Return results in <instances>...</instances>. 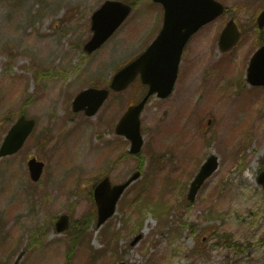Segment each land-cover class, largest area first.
Returning a JSON list of instances; mask_svg holds the SVG:
<instances>
[{"label": "rangeland", "instance_id": "obj_1", "mask_svg": "<svg viewBox=\"0 0 264 264\" xmlns=\"http://www.w3.org/2000/svg\"><path fill=\"white\" fill-rule=\"evenodd\" d=\"M102 1L0 0V48H5V59H9L12 53L20 54L21 61L27 64L26 78L19 84L14 75L4 73L9 69L6 68L9 61L0 66L4 68L0 71V141L20 109L26 117L37 120L22 150L0 157V264H26L28 258L19 259L25 254L24 244L30 235L39 239L31 247L32 264L33 258L38 264H64L69 236L75 234L82 224L86 226L87 238H91L93 250L89 257L94 264H175L176 260V264H264V193L256 182L262 169L259 158L264 156V89L250 93L245 82L247 59L256 41L252 18H249L254 8L248 11L242 7L238 22L246 34L236 46L232 58L231 52L221 53L217 46L218 35L227 21L226 15L199 29L182 53L179 79L173 93L166 100L152 96L140 117L144 144L141 152L145 158L150 159L148 151L153 145L160 152L166 144L178 142L179 149L187 151L185 162L193 165L178 177L185 181V186L205 157L211 153L219 157V168L197 192L193 204L184 212V218L199 227L215 223L218 231L230 230L240 242L254 245L240 255L237 249L229 248L223 235L215 243L217 239L213 234L205 237L208 230L197 228H193L194 232L181 228L180 236L171 240L169 229L179 227L175 213L168 216L170 225L161 227L155 214L146 211L135 229L133 226L138 216L127 208L130 198L147 181V189H142L141 194L147 192L152 200L157 199L161 185L174 176V166L167 161L161 163V171L153 173L148 159V167L144 165L145 170L139 180L119 200L116 213L109 220L119 228V237L111 252L103 246L108 224L101 230L104 237L101 239L100 230L94 229L93 220L86 223L85 216L93 212L91 190L94 183L105 174L112 182H121L136 171L137 159L133 155L121 161L115 159L120 149L127 150L129 144L124 138L115 136L112 124L129 103L141 96L143 89L136 81L124 92L111 94L92 117L73 112L70 100L83 88L107 85L115 71L111 68L122 66L135 57L155 37L162 16L158 5L147 0L139 2L132 15L100 49L85 55L80 46L90 36L89 16ZM224 2L231 5L240 0ZM53 47L70 54L65 64L57 65L59 52L49 54L53 72L60 80L51 77L45 92H55V95L37 94L27 104L28 109L19 107L28 94L43 88L34 81L42 71L38 68L45 67L42 52ZM105 63L106 71L102 72ZM9 66L11 68V63ZM235 80L240 81L238 87L232 86ZM25 86L29 91L21 90ZM221 86L228 88V93L220 91ZM231 89H234V96L230 95ZM241 94L247 100L242 111L237 107ZM254 108L258 110L252 111ZM53 117L56 118L52 120ZM205 117H210L213 123L201 135L199 125L203 124ZM207 138H210L208 144ZM31 154L45 162L40 184L32 183L28 177L25 159ZM179 159L181 161L182 158ZM14 180L16 182L12 183ZM185 186L174 184L173 190L165 193L166 197L173 198L174 205L182 203L187 190L183 196L178 191ZM40 189L48 191L41 210L36 203ZM19 200L21 207H13ZM250 209L256 212L248 218L245 213ZM211 210L220 214L215 221L207 217ZM11 211L18 212L12 215L9 214ZM61 213L69 215L70 225L76 221L62 235L52 227ZM4 214L6 217L9 214L6 220H3ZM34 215L37 218L34 222L31 220V224L26 225L22 221ZM47 216L52 217L50 225L46 223L51 221L46 220ZM123 218L128 219L130 231L123 228ZM18 227L20 236L14 242L13 228ZM96 233L100 238L95 237ZM139 233H142L141 239L131 245L130 241ZM48 236L51 238L44 243ZM41 238L44 240L40 241ZM154 240L166 241L168 255L162 256L159 263L156 261L159 259L157 253L150 252L154 248ZM196 242L198 255L191 251ZM175 247L178 250L173 253ZM111 257L112 260L109 259Z\"/></svg>", "mask_w": 264, "mask_h": 264}, {"label": "water", "instance_id": "obj_2", "mask_svg": "<svg viewBox=\"0 0 264 264\" xmlns=\"http://www.w3.org/2000/svg\"><path fill=\"white\" fill-rule=\"evenodd\" d=\"M160 1L164 7V25L160 35L151 43L133 62L123 67V70L115 74L111 86L114 88H123L130 82L135 73L140 71L144 79H147L152 85L158 82L167 83L165 88H169L175 78L177 63L180 57V51L184 41L196 30L199 25L209 21L210 18L219 14L223 9L221 3L215 0H156ZM111 4L103 5L92 17L93 36L85 43L84 49L87 52L93 51L113 32L120 22L130 13L131 6L123 2L112 1ZM264 22V17H261ZM223 41L225 45L235 42L236 37H231L226 29L223 32ZM238 33V32H237ZM263 48V47H262ZM264 56V48L262 49ZM151 90L150 92H152ZM84 102L87 104L86 112L92 114L99 106L107 92L105 90H87ZM82 98V97H81ZM80 100V98H79ZM145 99L136 106L130 107L126 113V118L118 126L124 128V132L132 139L133 149L138 150L141 145V136L139 133V122L133 119L138 110L142 107ZM133 119L128 121L127 117ZM33 121H24L23 117L9 130L7 136L0 148V154L12 152L21 144L25 135L29 132ZM217 165L216 158L212 156L202 166L192 185V195L195 194L199 184L203 181ZM39 164L35 165V172H38ZM135 176V175H134ZM133 176V178H134ZM131 178L130 180H132ZM129 180V181H130ZM126 184L114 186L111 195L102 199L103 191L108 187V181L105 179L96 188V199H99V223L107 217L113 210V204Z\"/></svg>", "mask_w": 264, "mask_h": 264}, {"label": "bare ground", "instance_id": "obj_3", "mask_svg": "<svg viewBox=\"0 0 264 264\" xmlns=\"http://www.w3.org/2000/svg\"><path fill=\"white\" fill-rule=\"evenodd\" d=\"M19 34H15L14 36H18ZM18 64H21L20 58L18 61ZM154 248L151 250V253H157L158 258L164 256V254H167L166 252V244L164 241L160 242L159 240H154ZM72 254L74 260L80 257L82 254H84V249L82 246H74L72 249Z\"/></svg>", "mask_w": 264, "mask_h": 264}, {"label": "flooded vegetation", "instance_id": "obj_4", "mask_svg": "<svg viewBox=\"0 0 264 264\" xmlns=\"http://www.w3.org/2000/svg\"><path fill=\"white\" fill-rule=\"evenodd\" d=\"M250 2H251V1H250ZM244 3L247 4V0H246ZM240 4H241V1L239 2L238 7L240 6Z\"/></svg>", "mask_w": 264, "mask_h": 264}]
</instances>
